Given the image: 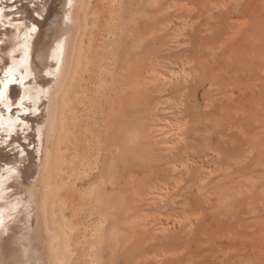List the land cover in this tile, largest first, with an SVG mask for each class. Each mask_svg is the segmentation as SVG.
Wrapping results in <instances>:
<instances>
[{"label":"rangeland","instance_id":"obj_1","mask_svg":"<svg viewBox=\"0 0 264 264\" xmlns=\"http://www.w3.org/2000/svg\"><path fill=\"white\" fill-rule=\"evenodd\" d=\"M82 24L66 105L93 172L52 198L61 264H264V0H87ZM165 63L186 79L149 84Z\"/></svg>","mask_w":264,"mask_h":264},{"label":"bare ground","instance_id":"obj_2","mask_svg":"<svg viewBox=\"0 0 264 264\" xmlns=\"http://www.w3.org/2000/svg\"><path fill=\"white\" fill-rule=\"evenodd\" d=\"M150 2L154 5L156 0ZM86 3L0 0V9H4L0 20V80L6 79L10 67L9 76L24 77V86L10 84L7 100L0 101V216L4 220L0 264H61L65 236L53 222L52 198L64 183L78 184L93 172L92 168L86 170L72 152L74 140L66 105V94L79 64ZM33 24L37 31L28 33ZM57 44L61 45L59 49ZM172 63L153 68L149 84L166 83L175 77L185 80L182 65ZM21 96L25 97L23 107L17 108ZM17 119L24 123H17ZM162 123L155 131L164 137L178 131L169 119ZM100 227V222L93 227L94 237ZM110 235L115 238L114 232Z\"/></svg>","mask_w":264,"mask_h":264},{"label":"snow or ice","instance_id":"obj_3","mask_svg":"<svg viewBox=\"0 0 264 264\" xmlns=\"http://www.w3.org/2000/svg\"><path fill=\"white\" fill-rule=\"evenodd\" d=\"M13 3H15V0H13ZM71 3V0H69V5ZM33 8H35V5H33ZM15 9H13L14 11ZM38 18H40V14L39 12L34 13ZM4 18V9H0V20H2ZM65 19H67V17H65ZM37 31V26L35 24H33L29 29H28V33H34ZM27 34V33H26ZM0 43H3V41H0ZM61 47L60 44H57V48L59 49ZM9 55H11V53H9ZM27 55V53H26ZM12 72L11 67L8 69L7 72H5V77L6 79L4 80H0V101H4L7 100V91H8V87L10 84H20L22 87L24 86V77L21 76L19 79L16 78L15 75L9 76V73ZM25 97L21 96L20 97V103L16 105L17 108H22L23 107V101H24ZM9 105L11 104V101L8 102ZM8 111H11V107H8ZM28 111H35V109H28ZM0 120H2V116H0ZM17 123H21L23 124L24 122L22 120L17 119L16 121ZM25 127H27V125H24ZM5 143H7V141H5ZM17 147H19V145H17ZM20 155L23 156L24 155V151L23 149H20ZM9 171H12V169H9ZM4 227V220L2 218V216H0V228Z\"/></svg>","mask_w":264,"mask_h":264}]
</instances>
